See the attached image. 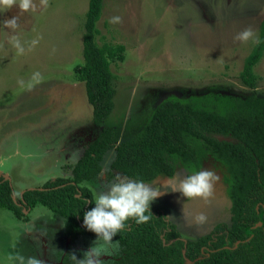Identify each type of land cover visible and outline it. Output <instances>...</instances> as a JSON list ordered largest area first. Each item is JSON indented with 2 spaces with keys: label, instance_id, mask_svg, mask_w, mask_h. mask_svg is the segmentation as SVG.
I'll list each match as a JSON object with an SVG mask.
<instances>
[{
  "label": "rangeland",
  "instance_id": "obj_1",
  "mask_svg": "<svg viewBox=\"0 0 264 264\" xmlns=\"http://www.w3.org/2000/svg\"><path fill=\"white\" fill-rule=\"evenodd\" d=\"M88 7L89 0H48L46 8L25 13L18 6L6 11L0 8V175L8 174L16 193L71 173L72 165L99 132L85 84L75 70L84 63ZM14 16H19L20 25L15 32L3 25ZM114 16L121 17L122 22L110 23ZM263 19L264 0H103L96 41L99 45L123 47L122 58L110 61L116 95L114 109L104 126L117 127L119 140L134 136L154 108L169 96L244 98L256 93L264 97V53L254 66L259 79L252 89L241 82L240 73L256 43L234 39L239 32L251 28L254 39L259 40ZM12 37L19 39L23 53L10 43ZM36 72L43 77L40 83L32 80ZM21 80L23 86L18 83ZM114 157L112 148L102 159L105 174L88 180L94 200L97 193L106 191L117 176H122L108 175ZM212 168L221 181L209 204L198 198L184 203L186 198L172 191L178 186L173 177L183 179ZM196 169L177 162L172 176L145 182L160 187L161 195L151 208L164 212L183 239L198 238L218 223L231 222L226 166L207 154ZM38 207L32 217H42L45 222L33 223L37 230L54 231L48 218L57 219V227L62 230L60 215L45 206ZM200 213L207 216L203 225L195 223ZM27 231L12 210L0 207V264H13L9 256L16 253L39 259L44 256L40 245H49L51 237L34 233L30 242ZM59 236L55 232L54 244ZM96 240L97 237L81 235L78 244L64 256H56L53 264H74L72 255L82 259ZM119 254L118 245L111 255L101 259L104 264H114Z\"/></svg>",
  "mask_w": 264,
  "mask_h": 264
},
{
  "label": "trees",
  "instance_id": "obj_2",
  "mask_svg": "<svg viewBox=\"0 0 264 264\" xmlns=\"http://www.w3.org/2000/svg\"><path fill=\"white\" fill-rule=\"evenodd\" d=\"M102 10L103 0H89L84 63L75 69L85 84L98 134L72 165L70 177L59 176L16 193L0 175V207L21 219L26 216L23 209L42 204L63 218L65 235L71 241L81 235L97 237L83 223L85 212L95 207L92 189L84 182L102 173L108 150L115 149L110 177L119 173L144 183L172 176L177 162L198 169L211 154L226 166L230 224L218 223L198 238L183 239L164 212L150 208L149 222L129 220L126 229L113 238L120 247L114 264H264V97L256 93L244 98L169 96L154 108L139 133L119 140L118 128L104 123L114 109L116 95L110 61L122 58L123 47L97 43L96 24ZM259 36L240 73L241 82L252 89L259 79L254 66L264 53V19Z\"/></svg>",
  "mask_w": 264,
  "mask_h": 264
},
{
  "label": "clouds",
  "instance_id": "obj_3",
  "mask_svg": "<svg viewBox=\"0 0 264 264\" xmlns=\"http://www.w3.org/2000/svg\"><path fill=\"white\" fill-rule=\"evenodd\" d=\"M14 6H18L21 13L36 11L40 8L48 6V0H0V8L5 11L10 10ZM121 17L114 16L110 19V23H121ZM5 28L15 32L19 28V16L3 22ZM235 40L240 42H248L252 40L259 43L258 39H254V32L251 28L244 29L239 32ZM10 43L23 53L24 48L16 37H12ZM33 43H36L33 41ZM43 77L39 72L32 76L35 83H40ZM21 86L24 81L18 82ZM32 85H29L31 90ZM177 183L172 191L180 192L186 198L184 203L191 202L193 199H201L204 204H209L215 198L216 185L221 181V176L212 169H203L197 173L187 175L183 179L179 177L172 178ZM161 195L160 187H152L143 181L131 180L127 177L117 176L116 180L111 183L106 191L99 192L95 196V207L85 212L83 223L87 230L93 232L97 236L94 245L84 253L82 259H77L76 255H72L74 264H104L102 256L111 255L117 250L118 242L113 240L119 233L124 231L129 220H134L136 224H144L152 219L151 204ZM184 204L182 205V211ZM147 213V214H146ZM175 218V216H169ZM207 222V216L203 213L195 216V223L203 225ZM9 260L13 264H44V262L34 256L25 257L19 253L10 255Z\"/></svg>",
  "mask_w": 264,
  "mask_h": 264
},
{
  "label": "crops",
  "instance_id": "obj_4",
  "mask_svg": "<svg viewBox=\"0 0 264 264\" xmlns=\"http://www.w3.org/2000/svg\"><path fill=\"white\" fill-rule=\"evenodd\" d=\"M78 156H80L79 154H78ZM82 156V155H81ZM80 156V157H81ZM79 157V158H80ZM78 158V159H79ZM77 159V160H78ZM77 162V161H76ZM102 174H105L104 173V171L102 170ZM102 174H100L97 178L99 179L100 178V176L102 175ZM70 176H72V172L71 173H66L65 174V176H62V177H70ZM96 178V179H97ZM95 180V179H94ZM90 181H92V180H90ZM90 181H85L84 182V184L85 185H87L89 188H90V186L88 185V183L90 182ZM25 191V190H24ZM20 193V192H19ZM22 193V192H21ZM44 206V205H42V204H37V205H35L32 209H30L29 211H28V214H26L25 212V217H22L21 219H19V220H21V222H23L25 225H26V227H27V229H28V231H27V234L25 233V235L27 236V238L29 239V241L31 242V240L33 241V238H34V236H35V234L34 233H39V234H41V235H47L48 237H51V239L53 240V242H51L49 245H48V242H46V244H42L41 243V245H40V247H41V251L43 252L44 251V253H43V257L41 258V260L44 262V264H50V263H55V261H54V258L56 257V256H58L59 254L61 255V256H64L65 254H63L64 252L66 253V251L67 250H69V249H72V246L74 245V244H78V238L76 239V240H74V241H71V239L69 238V237H67L66 235H65V230H64V220H63V218H62V225H63V231L62 230H60V229H58V227H57V219H52V218H48V220H50L48 223H50L52 226H54L55 227V229H54V231L58 234V236H59V230L60 231H62L63 232V238L61 237V235L59 236V239H58V241H56V243L54 244V239L53 238H55V232L52 230V228H50L48 231H46V232H42V231H39V230H37V228L35 227V226H33V223L34 224H36V225H39V224H42V223H44L45 221L43 220V218L42 217H39V216H36V217H32V213L34 212V211H36L37 210V208H39L38 206ZM46 207V206H45ZM47 221V220H46ZM69 246H71V248H68ZM51 249V253H50V255L48 254V252H49V250ZM63 261V260H62Z\"/></svg>",
  "mask_w": 264,
  "mask_h": 264
},
{
  "label": "water",
  "instance_id": "obj_5",
  "mask_svg": "<svg viewBox=\"0 0 264 264\" xmlns=\"http://www.w3.org/2000/svg\"><path fill=\"white\" fill-rule=\"evenodd\" d=\"M3 176H4L5 179L10 181V177L8 176V174L4 173ZM13 199L16 200V195L15 194L13 195ZM23 203H24V201H23ZM24 212L27 213L28 211L26 209H24ZM261 223H262V219H260L258 224H261Z\"/></svg>",
  "mask_w": 264,
  "mask_h": 264
},
{
  "label": "flooded vegetation",
  "instance_id": "obj_6",
  "mask_svg": "<svg viewBox=\"0 0 264 264\" xmlns=\"http://www.w3.org/2000/svg\"><path fill=\"white\" fill-rule=\"evenodd\" d=\"M27 210V209H26ZM62 230H63V227H62ZM115 240V239H114Z\"/></svg>",
  "mask_w": 264,
  "mask_h": 264
}]
</instances>
